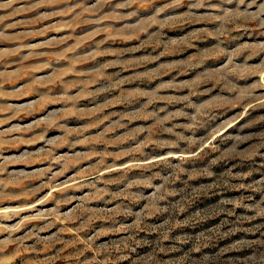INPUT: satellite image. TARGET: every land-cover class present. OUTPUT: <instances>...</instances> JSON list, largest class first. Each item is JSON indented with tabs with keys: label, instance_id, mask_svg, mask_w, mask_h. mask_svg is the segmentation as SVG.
Instances as JSON below:
<instances>
[{
	"label": "rangeland",
	"instance_id": "374dc122",
	"mask_svg": "<svg viewBox=\"0 0 264 264\" xmlns=\"http://www.w3.org/2000/svg\"><path fill=\"white\" fill-rule=\"evenodd\" d=\"M264 0H0V264H264Z\"/></svg>",
	"mask_w": 264,
	"mask_h": 264
},
{
	"label": "clouds",
	"instance_id": "9594fccd",
	"mask_svg": "<svg viewBox=\"0 0 264 264\" xmlns=\"http://www.w3.org/2000/svg\"><path fill=\"white\" fill-rule=\"evenodd\" d=\"M227 2H228V3H232L233 0H227ZM239 2H240L241 4H243V3H244V0H239ZM199 3L202 4V3H203V0H199ZM261 11L264 12V7L261 8Z\"/></svg>",
	"mask_w": 264,
	"mask_h": 264
}]
</instances>
